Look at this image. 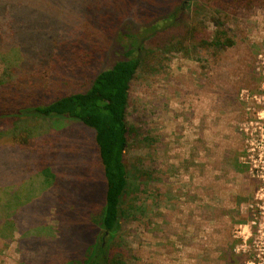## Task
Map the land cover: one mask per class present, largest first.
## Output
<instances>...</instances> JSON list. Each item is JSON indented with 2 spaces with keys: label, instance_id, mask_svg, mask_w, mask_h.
<instances>
[{
  "label": "trees",
  "instance_id": "1",
  "mask_svg": "<svg viewBox=\"0 0 264 264\" xmlns=\"http://www.w3.org/2000/svg\"><path fill=\"white\" fill-rule=\"evenodd\" d=\"M44 1L43 8L36 0H0V28L16 31L0 49L8 75H18L0 79V139L17 153L13 161L6 147L0 154L8 214L0 234L8 240L21 231L22 247H34L23 264H126L119 234L131 212L127 197L142 178L126 160L135 133L127 121L132 82L156 52L185 49L188 41L203 46L210 37L188 17L193 0ZM254 1L220 0L215 12ZM69 17L74 30L63 26ZM100 58L106 63L87 88L58 91L69 83L65 73H85ZM38 124L51 133L41 135ZM72 124L92 138L74 136ZM50 210L55 227L45 222Z\"/></svg>",
  "mask_w": 264,
  "mask_h": 264
},
{
  "label": "rangeland",
  "instance_id": "2",
  "mask_svg": "<svg viewBox=\"0 0 264 264\" xmlns=\"http://www.w3.org/2000/svg\"><path fill=\"white\" fill-rule=\"evenodd\" d=\"M219 1L191 2L188 17L209 35L206 45L188 41L185 49L156 52L132 82L127 121L135 133L126 160L142 178L127 197L131 212L119 234L126 264H264V0L221 16ZM69 18L63 26L74 30ZM14 33L0 28V47ZM6 55L0 49V79L8 81ZM105 63L100 58L85 73H65L69 83L58 91L84 90ZM39 125L41 135L51 133ZM72 126L74 136L92 138L82 125ZM8 140L0 139V154L6 147L13 161ZM53 212L45 222L55 227ZM21 235L0 234V264H23L34 253L22 247Z\"/></svg>",
  "mask_w": 264,
  "mask_h": 264
}]
</instances>
